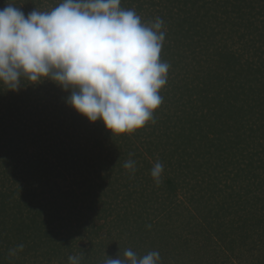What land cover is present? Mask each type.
I'll use <instances>...</instances> for the list:
<instances>
[{"label":"trees","instance_id":"trees-1","mask_svg":"<svg viewBox=\"0 0 264 264\" xmlns=\"http://www.w3.org/2000/svg\"><path fill=\"white\" fill-rule=\"evenodd\" d=\"M12 2L27 16L61 0ZM121 7L163 21L162 103L143 128L112 135L51 81L0 86V264L81 254V264H127L128 249L158 251L159 264H218L254 238L264 246V0Z\"/></svg>","mask_w":264,"mask_h":264},{"label":"clouds","instance_id":"clouds-1","mask_svg":"<svg viewBox=\"0 0 264 264\" xmlns=\"http://www.w3.org/2000/svg\"><path fill=\"white\" fill-rule=\"evenodd\" d=\"M163 21L142 23L121 0H61L50 11L25 16L12 0L0 9V86L17 91L26 81L48 80L69 92L66 104L90 123L99 120L112 135L131 134L153 119L162 103L169 64L161 61ZM126 169L135 172L133 160ZM164 165L150 176L159 185ZM23 245L10 249L15 255ZM82 253V251H81ZM127 264H159L160 254L143 257L128 249ZM81 255L69 264H81ZM105 264H125L108 258Z\"/></svg>","mask_w":264,"mask_h":264},{"label":"rangeland","instance_id":"rangeland-1","mask_svg":"<svg viewBox=\"0 0 264 264\" xmlns=\"http://www.w3.org/2000/svg\"><path fill=\"white\" fill-rule=\"evenodd\" d=\"M49 1L50 0H47V3ZM48 7L51 9L52 5L49 3ZM254 239L256 240V238ZM255 240L253 244H251L252 247L251 245L239 246L243 249V251H240L241 253L234 252L230 254V252L224 250V253L220 254V262H222V264H262L264 262V246L263 243L260 244L255 242ZM249 249L250 251L245 253ZM220 262H218V264H220Z\"/></svg>","mask_w":264,"mask_h":264}]
</instances>
